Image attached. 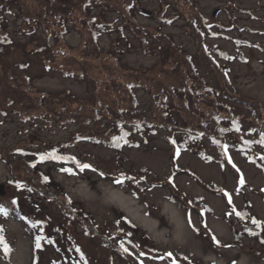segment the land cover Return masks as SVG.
Returning <instances> with one entry per match:
<instances>
[{"label":"rangeland","instance_id":"1","mask_svg":"<svg viewBox=\"0 0 264 264\" xmlns=\"http://www.w3.org/2000/svg\"><path fill=\"white\" fill-rule=\"evenodd\" d=\"M189 1L191 8L186 4L187 0H137L142 12L137 13L136 21L146 28L143 32L148 30L150 34L154 31L162 34L159 41L161 49L150 46V52H145L141 37L146 34L140 30L137 36L127 31L128 40L118 41L117 33L110 31L99 37V44L103 48L99 54L92 47L84 49L86 38L81 31L72 27L57 43L64 51L52 61H41L27 53L37 45L35 40L15 34L13 25L20 23V18L8 16V31L16 45L0 54V184L3 186L0 198L20 199L24 209L30 208V200L42 201L44 208L41 213L47 212L53 225L64 226V231L81 247L89 264L110 263V251L106 245L98 238H89L77 218L66 223L58 201L45 200L37 192L29 195L17 189L11 183L14 177L12 166L7 163L11 161L12 150L17 148L37 147L38 143L58 146L62 142H69L70 131L76 125L68 124L66 129L58 125L49 127L38 119L30 123L23 118L31 116L34 99L43 92L46 93L45 104L51 108L64 104L73 108L75 104L71 103V99L61 94L64 90H69L76 100L86 105L92 103V80L95 86H105L103 72H98L102 65H97L98 62L116 65L118 71L114 75L122 80L135 77V73H150L159 67H167L168 59L164 51L170 41L193 57L198 73L208 83L225 92H229L231 84L235 95L255 102V117H264V0ZM154 10L153 16L151 12ZM79 13L76 11L75 15L79 16ZM190 14L198 15L210 26L214 34L206 37L208 44H216L218 50L234 57L227 59L212 53L221 67L227 70V84L219 74L218 77L211 74L207 62L200 56L198 44L186 21ZM103 15L105 20L119 24L115 12L105 11ZM40 35L43 39L44 34ZM147 37L150 38V35ZM114 47L118 48L119 54L110 56L109 52L115 50ZM24 62L29 63V68L22 71L17 64ZM85 63L92 67L91 72L83 73ZM71 70L74 76L70 75ZM13 73H25L31 78V92L22 94L17 89V81L9 77ZM81 73L84 79H81ZM214 78L219 80L220 86ZM24 86L20 84L21 89ZM136 97L141 110L148 115L149 94L137 88ZM228 103L232 105L236 117L249 121L248 109H238L234 103ZM240 133L236 135L235 145L241 142ZM165 137L166 132L161 129L145 140L137 135L135 138L139 144L135 141L118 151L107 144L81 140L67 146L64 151L76 156L81 163L92 161L94 168H73L69 172L63 170L59 163L49 162L39 165V169L52 179L51 190L56 196L60 199L66 197L73 207L87 214L93 224L98 225L99 232L108 224L121 221V218L137 228L135 232L131 230L130 235L135 243V247H130L132 254L127 258L130 264H264V158L255 162L260 158L262 149L258 145L254 148L252 153L256 159L251 161L247 153H241L233 145L230 151L233 166L230 167L223 162V157L209 138L205 137V153L209 161L190 151H183L174 161L172 147ZM176 166L188 169L195 176L179 169L172 173ZM143 168L146 169V182L138 180L136 184L127 180L121 184L115 179L119 169L133 174V178L137 179L136 174L141 173ZM21 169L19 161H15V173ZM237 170L243 178L240 187ZM171 173L173 188L165 184ZM148 182H155L156 185L149 187ZM173 189H176V194ZM171 197L175 200L172 201ZM191 198L196 200L193 205L207 208L203 217L187 202ZM189 207L191 211L187 214L186 208ZM253 220L260 222L259 225ZM248 225L252 227L247 233L244 230ZM2 226L9 251L0 254V264H32L33 238L22 223L7 217L2 221ZM237 233L240 235L237 236ZM144 236L146 241L142 240ZM137 243L141 244L138 246ZM145 245L154 246L163 253L169 252L176 257V262L158 259L156 254L148 255ZM51 246L39 253L40 264H72L68 260V252L65 251V259ZM137 256H140L139 261H136ZM115 264L123 263L116 261Z\"/></svg>","mask_w":264,"mask_h":264},{"label":"trees","instance_id":"2","mask_svg":"<svg viewBox=\"0 0 264 264\" xmlns=\"http://www.w3.org/2000/svg\"><path fill=\"white\" fill-rule=\"evenodd\" d=\"M189 2L187 0L186 4L190 6ZM141 10L142 7L137 3V0H0V54L16 45L8 31V16L10 15L20 18V23L15 22L13 25L14 33L31 37L37 44L27 53L40 58L41 61L46 59L52 61L56 55L64 51H61L62 49L57 46V43L64 39V35L73 29L72 27L81 31L86 38L84 40L86 42H83L85 43L84 49L92 47L99 54L103 49L99 44V37L105 32H116L119 36L117 41L128 40L127 31L137 36L138 30L143 32V29H146L136 21V15L142 12ZM76 11L80 12L79 16L75 15ZM105 11L115 12L117 19L120 20L119 24L105 20L103 18ZM154 12L155 10L151 12L153 16ZM186 21L191 28L192 37L198 44L200 56L207 62L211 74L214 73L217 77L219 74L225 82L224 84H227V70L221 67L212 53H217L227 59L234 57L218 50L216 44L206 42V37L212 36L214 33L204 19L199 18L198 15L190 14L186 17ZM143 33L146 35L141 37V43L145 52H150V46L162 48L159 44L162 35L160 32L154 31L150 34V31L145 30ZM40 34H44L43 39ZM149 35L150 38L147 37ZM50 39L53 41L50 42ZM149 39H153L155 42H151ZM54 43L56 44L54 45ZM116 45L118 46L117 43ZM116 48L114 47L115 50L109 52L110 56L119 54ZM164 52L168 59L167 67H159L158 70L150 73L145 71L139 75L135 73V77L125 80L114 75L118 71L116 65L109 66L100 60L101 62H98L97 65H102V69H98V72H103L105 86H95L92 80L94 100L89 105L76 100V96L69 90H64L61 94L64 95L63 97L71 99V103L75 104L73 108H68L66 104L51 108L45 104L46 93L39 94L34 99L35 105L30 111L31 116H25L23 119L31 121L30 123H34V120L38 119L49 127L58 125L65 129L68 124H74L76 128L70 131L69 142H62L58 146L38 143L37 147L17 148L12 150L10 162L4 159L12 166L14 177L11 183L29 195L37 192L45 200L58 201L61 216L66 223L77 218L89 238H98L106 245L110 251L109 264H115L116 261L130 264L127 259L129 254H132L130 247H135L134 239L132 240L130 235L132 234L131 230L135 232L134 230L137 228L128 220L122 221L121 218V221L110 223L107 228L101 229L99 232L98 225L95 226L87 214L73 207L66 197L63 196L65 200L63 197L60 199L56 196L51 190L52 179L39 169V165L55 162L59 163L65 171H71L73 168L83 169L81 165L84 164L90 165L87 168H94L95 163L92 161L81 163L80 159L66 153L64 149L81 140H87L93 143L107 144L118 151L124 146H131L135 141L139 144L138 139L135 138L137 135L145 140L151 134L157 133L158 129L166 132L165 139L172 147L174 161L183 151L193 152L204 161H209L205 153V137L209 138L223 157V162L230 167L233 166L230 151L234 147L241 153H247L250 160L254 161L256 158L252 152L258 145L262 150L259 152L260 158H257L255 162L264 158V143L261 142L264 140V136H262L264 134V117H255L256 109L253 107L255 102L247 97L235 95L231 84L229 92H225L208 83L198 73L193 57L176 47L172 41ZM17 66L24 71L28 70L29 63H19ZM91 68L89 65L86 66L83 73L91 72ZM49 69L45 70L49 71ZM72 71L70 75H73ZM83 73H81V79L85 78ZM9 77L11 80L17 81V89L22 94L31 92L29 90L31 78L27 74L13 73L9 74ZM159 78L160 82H158ZM215 81L220 86L219 80L215 79ZM20 84L26 86L21 89ZM137 88L144 89L149 94L148 115L140 108L139 99L136 97ZM228 102L234 103L238 109L240 107L248 109L249 121L246 122L245 119L236 117L232 105ZM262 109L264 111V107ZM0 113H2L1 110ZM239 132H241L239 135L241 142L235 145L234 140ZM53 152L64 159H40L41 154ZM16 158L20 160H16ZM15 161H19L22 166L18 175L15 173ZM177 169L195 176L188 169H180L177 166L172 173ZM141 170V173L136 174L138 178L135 179L133 174L125 173L119 169L115 173L118 175L115 179L117 183L121 184L127 180L134 181L136 184H138V180L146 182V169ZM172 173L168 182H165V184L171 185V188H173ZM237 179L240 187V181L243 178H241L239 170H237ZM155 185V182H148L149 187ZM173 190L175 193L176 189ZM171 200L175 199L171 197ZM41 202L37 199L30 200V208L24 209L20 199L0 198V254H7L9 251L2 221L11 217L19 220L33 238L34 258L32 264H40L39 253L51 245L64 256L65 251L68 252V260L72 264H89L81 247L64 231V226L53 225L51 216L47 212L41 213V209L44 208ZM187 202L196 208L201 217L206 214L207 208L199 204L193 205L194 202L196 203L193 198ZM190 211V207L186 208L187 214ZM247 221L249 222V220ZM250 227L252 226L248 225L244 231L248 233L251 231ZM259 232L255 233L259 234ZM238 235L240 233H237ZM142 238L144 241L146 236ZM137 244L139 246L141 243ZM144 247L148 250V253L146 252L148 255L156 254L155 257L158 259H172L173 263L176 262V257L169 252H160L154 246L145 245ZM64 258L66 259V256ZM139 260L140 256H137L136 261Z\"/></svg>","mask_w":264,"mask_h":264},{"label":"snow or ice","instance_id":"3","mask_svg":"<svg viewBox=\"0 0 264 264\" xmlns=\"http://www.w3.org/2000/svg\"><path fill=\"white\" fill-rule=\"evenodd\" d=\"M262 136H264V134H262ZM262 143H264V140L261 141ZM64 159L63 157H59L55 154V152L53 153H44V154H41L40 156V159L41 160H45V159ZM74 159V158H73ZM82 168H87V167H90V165H87V164H84V165H81ZM70 171V170H69ZM241 183H243V179H241L240 181ZM238 215H240V213H237ZM254 223H257L259 225L260 222L258 221H255L253 220ZM37 247H39V244H37ZM170 255V254H169Z\"/></svg>","mask_w":264,"mask_h":264},{"label":"water","instance_id":"4","mask_svg":"<svg viewBox=\"0 0 264 264\" xmlns=\"http://www.w3.org/2000/svg\"><path fill=\"white\" fill-rule=\"evenodd\" d=\"M3 194V186L0 184V195Z\"/></svg>","mask_w":264,"mask_h":264}]
</instances>
